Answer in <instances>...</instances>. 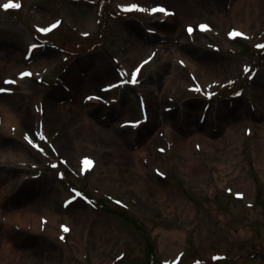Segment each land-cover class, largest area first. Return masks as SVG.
I'll list each match as a JSON object with an SVG mask.
<instances>
[{
	"label": "rangeland",
	"instance_id": "rangeland-1",
	"mask_svg": "<svg viewBox=\"0 0 264 264\" xmlns=\"http://www.w3.org/2000/svg\"><path fill=\"white\" fill-rule=\"evenodd\" d=\"M239 1L0 0V104L28 115L19 130L0 114V151H27L0 153V264H264V0H243L248 26Z\"/></svg>",
	"mask_w": 264,
	"mask_h": 264
},
{
	"label": "bare ground",
	"instance_id": "bare-ground-1",
	"mask_svg": "<svg viewBox=\"0 0 264 264\" xmlns=\"http://www.w3.org/2000/svg\"><path fill=\"white\" fill-rule=\"evenodd\" d=\"M247 11H250V9H248ZM107 12H108V10L105 13H107ZM103 16H104V13L101 14V17H103ZM232 16L234 17L235 20H237L240 23V25H245V26H248V25L245 24V23L243 24L241 18H247L248 21L249 20H253L254 18H257V19L259 18L258 17V13H256V12H248L247 16H245V14L243 12V0H240L239 2H237L234 5V7H232ZM43 64L48 65L47 67H49V64L46 61L43 62ZM190 65L192 67H194L192 65V63H190ZM18 67L20 69V68L26 67V65L22 61H17V60H14V59L11 61V63L7 64L6 69L1 73L2 74L1 82L3 81L5 83V81H9V79L16 72ZM195 67H197V66H195ZM1 70H2V68L0 67V71ZM38 70L40 71L42 69H38ZM75 77H76V75H75ZM24 80H21V81H24ZM82 83H83L82 80H80L78 78L77 79H71L72 86L70 88L73 91V93L76 94V96L78 95V93L81 92L80 89H84L85 86H86V85H84ZM84 90H86V88ZM28 93H30V94H28ZM28 93H26L27 101L25 103L29 104L30 102L34 101V99L36 100L37 97L40 99V101H43L42 100L43 99V94H40L38 96V94H36L35 92H32V91H30ZM90 93H93V92H90ZM90 97L92 99H88L89 102H91L93 104H97V106H99L100 104L102 105V103H100V101H99V95L97 93L91 94L89 96V98ZM97 111L99 113H101L102 112V107L101 108L98 107ZM0 114L3 117L2 118V122H3L2 126L4 128H11V126L15 125L16 128L19 129V130H21L22 118L24 120L25 117H28V115L26 116V114H24V110H19V109L15 108L14 106H11L8 103L0 104ZM0 153H3V155H5V157L6 156H12L13 159H15V158L18 159L19 156H21L23 158L27 156V151L25 149H23L22 147H15V146H11V147L8 146V147L2 149L0 151ZM137 156H138V154L135 155V158H137ZM184 162L187 163V166H185V167L189 171H191V166L190 165L192 163V160L191 159H186ZM222 165L223 164H220L219 166H222ZM0 170L3 171V168H1ZM243 175H244V177L247 180V184L253 186L254 185V180L252 179V177L246 172H244ZM14 191H15L14 184H12V186L10 188V192L13 193ZM14 195L17 196V193L14 194ZM175 202L178 203L180 206L185 207L184 213H185L186 216L187 215H190L191 217L194 216L195 208L193 207L192 203L187 198H185L183 195H181V194L178 195L175 198ZM45 207L47 209L46 211L48 212V214H50L52 216H57V212L54 211V210H51L49 205L47 206V204H46ZM36 213L38 214V210L36 211ZM0 216H2L1 212H0ZM15 217H17V218H15ZM18 219H19V214L16 213V212H15V214L9 213L8 216H7V220H18ZM222 219L224 220V222H226L224 217H221V220ZM249 233H250L249 230H241V232H239V234L241 236H245V235H247ZM184 236H185L184 232H181V231L171 232V234H170V238H172V240L177 238V239L183 241ZM66 247L70 251L72 250L71 247H69V245H66ZM179 248H180L179 245H174V246H172V248H169L168 251H174V250L177 251ZM80 250H81V255H82L83 249L80 248Z\"/></svg>",
	"mask_w": 264,
	"mask_h": 264
},
{
	"label": "snow or ice",
	"instance_id": "snow-or-ice-1",
	"mask_svg": "<svg viewBox=\"0 0 264 264\" xmlns=\"http://www.w3.org/2000/svg\"><path fill=\"white\" fill-rule=\"evenodd\" d=\"M3 7H4L5 9H10V8H17V9H18V8L21 7V5H20L19 3H12L11 0H10V2L7 3V4H5V5H3ZM123 10H124L125 12H131V11H133V10L147 11L146 9L139 8L137 5L126 6V7L123 8ZM151 12H152V13H163V14H165V15H169V14H170V13H168L167 10L164 9L163 7H155V8H152V9H151ZM58 23H59V22H57V24H58ZM57 24H53V25H51L49 28H40V29H38V30L41 31V32H49V31H51L52 29H54L55 27H57ZM200 29H201V31H206V30H208L206 25H201V26H200ZM187 31H188L189 35H191L192 32H193V29H192L191 27H189V28L187 29ZM242 35H243L242 33H240V32H236V31H233L232 33H230V36H232V37L242 36ZM32 47L35 48L36 45H33ZM257 47H259V48H264V45H257ZM147 62H148V61H145L144 63H147ZM139 71H140V69L137 68L136 71H134V72L132 73V79H131V81H130L131 83H133V84L137 83V79H136V77H137V74L139 73ZM244 71H245V72H248L249 69H248V68H245ZM31 75H33V74L30 73V72H23V73H21V77H29V76H31ZM5 83H8V84H14L15 81H5ZM113 87H115V85H113ZM194 90L197 91V92L201 91V89H200L199 86H197ZM4 91H6V90L3 89V88H0V92H4ZM211 95H214V93H209V96H211ZM89 99H92V98L90 97ZM38 135H39V138H40V139H42V140L45 139V137H44L42 134H38ZM25 139H26V140L28 141V143L31 144L33 147H36V148L39 147L38 145L34 144L33 141H32V139L29 138L27 135H25ZM41 150H42V149H41ZM84 164H85V167H86V168H90V167L92 166V162H91L90 160H88V159H85ZM53 167H56V165H53ZM80 195H81L80 193H76V196H80ZM73 199H75V197H73ZM67 203H71V201H68ZM63 231H64V232H67V231H69V229L65 226V227H63ZM60 238H61V240L64 239L63 236H61Z\"/></svg>",
	"mask_w": 264,
	"mask_h": 264
}]
</instances>
